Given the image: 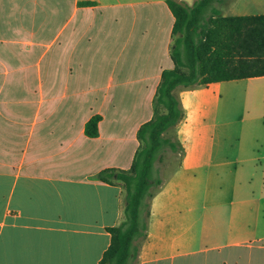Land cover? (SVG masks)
<instances>
[{
    "label": "crops",
    "instance_id": "1",
    "mask_svg": "<svg viewBox=\"0 0 264 264\" xmlns=\"http://www.w3.org/2000/svg\"><path fill=\"white\" fill-rule=\"evenodd\" d=\"M233 1L223 16L264 15V0ZM174 24L167 0H0V264H100L124 191L96 176L131 168L175 68ZM223 83L175 91L183 118L166 136L183 154L138 264H264V142L226 140Z\"/></svg>",
    "mask_w": 264,
    "mask_h": 264
},
{
    "label": "trees",
    "instance_id": "2",
    "mask_svg": "<svg viewBox=\"0 0 264 264\" xmlns=\"http://www.w3.org/2000/svg\"><path fill=\"white\" fill-rule=\"evenodd\" d=\"M223 1L196 0L189 5L167 0L175 17L171 48L175 68L162 73L154 115L138 131L139 148L131 168L106 169L96 176L105 183H120L124 191L123 219L107 229L111 245L100 264H138L150 201L164 183L156 163L166 149L183 154V148L166 136L183 118L175 91L264 77V15L223 16L215 6ZM100 120L95 116L86 124L87 137H98Z\"/></svg>",
    "mask_w": 264,
    "mask_h": 264
},
{
    "label": "rangeland",
    "instance_id": "3",
    "mask_svg": "<svg viewBox=\"0 0 264 264\" xmlns=\"http://www.w3.org/2000/svg\"><path fill=\"white\" fill-rule=\"evenodd\" d=\"M233 3V0H224V3H216L215 6L221 10L223 6H231ZM262 5L264 6V3ZM259 10L260 8L257 5L254 7L253 11L259 13ZM222 86H224L225 89L219 94L218 92L215 94L216 101L214 107L220 111L219 116L216 117V122L225 125L223 129L226 133V140L228 142L230 141L232 144H237L240 141L247 145H250L252 141H260L263 143L264 78L223 83ZM258 127L263 130L253 136V128ZM225 133H223V135ZM258 150H261V148L258 147L256 151ZM173 157L174 153L170 149H166L161 155V159L156 163V167L163 180L177 168V163H172V160H174ZM229 178L228 176L225 178L227 184ZM160 189L154 191V196ZM150 202H152V200ZM142 215L143 210L141 211V216Z\"/></svg>",
    "mask_w": 264,
    "mask_h": 264
}]
</instances>
